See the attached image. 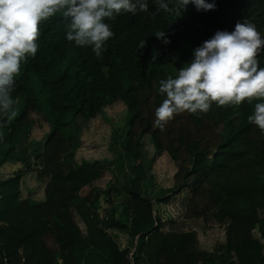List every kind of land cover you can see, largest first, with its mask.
I'll list each match as a JSON object with an SVG mask.
<instances>
[{
    "label": "trees",
    "instance_id": "16d2710c",
    "mask_svg": "<svg viewBox=\"0 0 264 264\" xmlns=\"http://www.w3.org/2000/svg\"><path fill=\"white\" fill-rule=\"evenodd\" d=\"M214 4L199 12L189 4L176 17L171 4L168 12L157 11L148 0L145 12L105 21L113 35L99 57L65 39L67 19L59 13L40 24L36 55L22 63L12 108L0 117V169L19 162L30 170L23 144L44 125L47 140L35 174L42 187L34 199L23 196L38 188L28 190L22 171L0 179V264H81L90 248L107 253L103 264H264V134L247 119L260 101L213 102L206 113H177L162 128L153 123L164 98L159 81L174 77L215 31L250 22L264 36V0ZM161 31L166 45L154 36ZM259 63L264 66V56ZM115 105L126 110L123 148L132 175L122 203L112 199V173L71 158L87 150L76 134L105 128L106 111ZM147 136L155 150L149 162L142 151ZM152 170L169 176L170 186L147 195ZM184 190L191 196L182 218L163 222L155 203ZM112 229L137 239L138 255L122 250Z\"/></svg>",
    "mask_w": 264,
    "mask_h": 264
},
{
    "label": "clouds",
    "instance_id": "9594fccd",
    "mask_svg": "<svg viewBox=\"0 0 264 264\" xmlns=\"http://www.w3.org/2000/svg\"><path fill=\"white\" fill-rule=\"evenodd\" d=\"M156 10L176 17L191 4L196 11L214 9L208 0H154ZM148 10V0H0V117L14 103V77L21 65L37 52L40 24L59 13L67 19L65 39L78 47H91L97 57L113 33L106 20L121 13L136 15ZM165 45L164 31L154 35ZM143 45V44H142ZM141 45V46H142ZM264 36L250 22L238 21L231 31L217 30L192 50V59L177 74L159 81L163 95L155 108L154 125L162 128L177 113H206L216 106L257 102L248 121L264 134ZM156 59L155 55L152 57ZM175 59V58H173Z\"/></svg>",
    "mask_w": 264,
    "mask_h": 264
},
{
    "label": "rangeland",
    "instance_id": "374dc122",
    "mask_svg": "<svg viewBox=\"0 0 264 264\" xmlns=\"http://www.w3.org/2000/svg\"><path fill=\"white\" fill-rule=\"evenodd\" d=\"M168 65L174 67V63L170 57H168ZM107 118L110 124H103L105 128L92 127L87 130H82L76 135L82 142L87 144V150L83 147L71 156L72 160L79 166L87 169L99 170L104 169L112 173L116 180V187L112 193V199L115 203H122L125 201L126 193L124 186L131 179V171L129 163L123 148V140L127 129V115L124 107L115 105L110 107L107 111ZM48 127L40 126L34 127L30 139L25 142L24 149L29 155L30 162L34 166L30 170L24 168L23 163L19 162H7L0 169V179H5L13 176L17 171H22L25 174V180L28 181V190L32 189L33 186L38 188L35 192L30 195V191L25 193L23 196H29L37 199L39 188L41 185L36 182L35 174L38 169L42 166L41 158H36L37 154H42L43 147L47 140ZM82 148V147H81ZM142 151L146 156V161L149 162L155 154V150L151 139L147 136L142 141ZM149 180L145 184V193L150 195V191L159 192L161 188H167L169 185V176H165L155 170L149 172ZM40 193V192H39ZM191 193L187 190L173 196L169 201L164 203H155V213L158 214L160 219L165 223H170L174 220L182 218L185 204ZM107 206H104L103 210H106ZM157 215V216H158ZM110 236L113 241L122 249H130L134 255H138L139 252V241L132 239L128 236L127 232L120 231L118 229H112ZM81 264H95L105 263L108 260L106 252H98L94 248L82 252Z\"/></svg>",
    "mask_w": 264,
    "mask_h": 264
}]
</instances>
